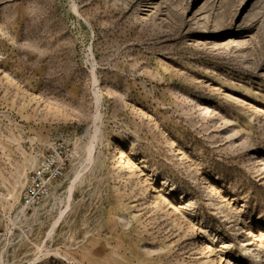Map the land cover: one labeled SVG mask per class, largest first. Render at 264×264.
Returning a JSON list of instances; mask_svg holds the SVG:
<instances>
[{"label": "rangeland", "instance_id": "374dc122", "mask_svg": "<svg viewBox=\"0 0 264 264\" xmlns=\"http://www.w3.org/2000/svg\"><path fill=\"white\" fill-rule=\"evenodd\" d=\"M0 264H264V0H0Z\"/></svg>", "mask_w": 264, "mask_h": 264}, {"label": "built area", "instance_id": "2783aa9c", "mask_svg": "<svg viewBox=\"0 0 264 264\" xmlns=\"http://www.w3.org/2000/svg\"><path fill=\"white\" fill-rule=\"evenodd\" d=\"M73 158V149L64 142H57L40 157L36 166L28 173L21 195L22 206L26 210L37 207L51 194Z\"/></svg>", "mask_w": 264, "mask_h": 264}, {"label": "bare ground", "instance_id": "6f19581e", "mask_svg": "<svg viewBox=\"0 0 264 264\" xmlns=\"http://www.w3.org/2000/svg\"><path fill=\"white\" fill-rule=\"evenodd\" d=\"M91 149H92V145H91ZM91 149H90V151H91ZM79 176H80V174H78V175L76 176L75 179H77ZM74 181H75V180H74Z\"/></svg>", "mask_w": 264, "mask_h": 264}]
</instances>
